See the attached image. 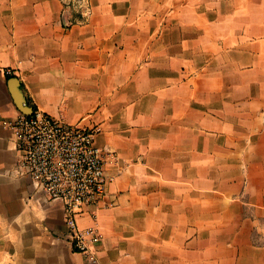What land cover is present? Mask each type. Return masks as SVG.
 <instances>
[{"label":"crops","instance_id":"crops-1","mask_svg":"<svg viewBox=\"0 0 264 264\" xmlns=\"http://www.w3.org/2000/svg\"><path fill=\"white\" fill-rule=\"evenodd\" d=\"M74 1L0 0V264H264V0ZM10 76L116 152L95 258L16 173Z\"/></svg>","mask_w":264,"mask_h":264},{"label":"built area","instance_id":"built-area-1","mask_svg":"<svg viewBox=\"0 0 264 264\" xmlns=\"http://www.w3.org/2000/svg\"><path fill=\"white\" fill-rule=\"evenodd\" d=\"M11 127L20 152L16 173L31 178L49 200L63 202L65 239L75 252L95 258L102 236L95 226L81 227L78 219L88 210L96 217L92 207L115 179L108 166L117 160L116 152L96 142L99 127L71 124L39 108L33 107L31 115L20 112Z\"/></svg>","mask_w":264,"mask_h":264},{"label":"water","instance_id":"water-1","mask_svg":"<svg viewBox=\"0 0 264 264\" xmlns=\"http://www.w3.org/2000/svg\"><path fill=\"white\" fill-rule=\"evenodd\" d=\"M8 85L12 97L15 101L17 108L26 115L33 113V107L28 103L22 89L20 88V81L17 77L13 76L8 80Z\"/></svg>","mask_w":264,"mask_h":264},{"label":"rangeland","instance_id":"rangeland-1","mask_svg":"<svg viewBox=\"0 0 264 264\" xmlns=\"http://www.w3.org/2000/svg\"><path fill=\"white\" fill-rule=\"evenodd\" d=\"M193 1H196V0H193ZM199 1V0H198ZM223 1H226V0H223ZM83 2L85 3V5L88 6V2L86 0H83ZM207 3H209V0L207 1ZM243 3L245 4L246 3V0H240V4ZM226 4H230V1L226 2ZM74 5H77L76 3V0L72 3H70V6H72V8H76ZM81 8V7H80ZM77 9V8H76ZM162 10H165V8H162ZM237 29V27H232V30L235 31Z\"/></svg>","mask_w":264,"mask_h":264},{"label":"trees","instance_id":"trees-1","mask_svg":"<svg viewBox=\"0 0 264 264\" xmlns=\"http://www.w3.org/2000/svg\"><path fill=\"white\" fill-rule=\"evenodd\" d=\"M10 77H12V76H10Z\"/></svg>","mask_w":264,"mask_h":264}]
</instances>
